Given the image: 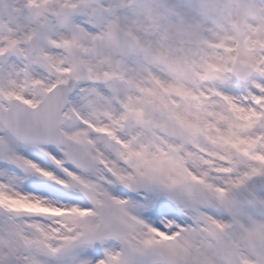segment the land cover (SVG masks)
Here are the masks:
<instances>
[{
	"label": "snow or ice",
	"instance_id": "snow-or-ice-1",
	"mask_svg": "<svg viewBox=\"0 0 264 264\" xmlns=\"http://www.w3.org/2000/svg\"><path fill=\"white\" fill-rule=\"evenodd\" d=\"M0 264H264V0H0Z\"/></svg>",
	"mask_w": 264,
	"mask_h": 264
}]
</instances>
